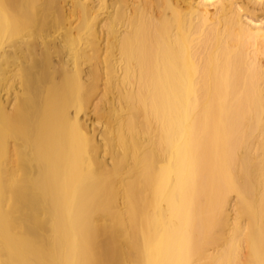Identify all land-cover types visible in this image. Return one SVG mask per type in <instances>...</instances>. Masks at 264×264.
<instances>
[{
    "label": "bare ground",
    "instance_id": "bare-ground-1",
    "mask_svg": "<svg viewBox=\"0 0 264 264\" xmlns=\"http://www.w3.org/2000/svg\"><path fill=\"white\" fill-rule=\"evenodd\" d=\"M0 264H264V0H0Z\"/></svg>",
    "mask_w": 264,
    "mask_h": 264
}]
</instances>
